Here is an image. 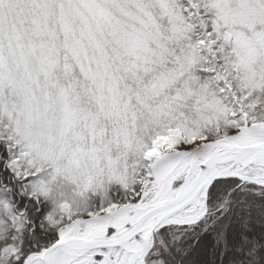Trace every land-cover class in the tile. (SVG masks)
<instances>
[{"label": "snow or ice", "instance_id": "obj_1", "mask_svg": "<svg viewBox=\"0 0 264 264\" xmlns=\"http://www.w3.org/2000/svg\"><path fill=\"white\" fill-rule=\"evenodd\" d=\"M0 264H264V0H0Z\"/></svg>", "mask_w": 264, "mask_h": 264}]
</instances>
